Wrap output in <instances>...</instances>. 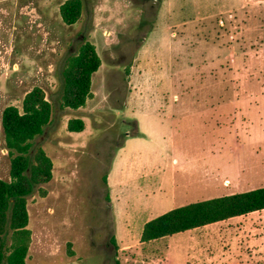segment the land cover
<instances>
[{
  "label": "rangeland",
  "instance_id": "374dc122",
  "mask_svg": "<svg viewBox=\"0 0 264 264\" xmlns=\"http://www.w3.org/2000/svg\"><path fill=\"white\" fill-rule=\"evenodd\" d=\"M64 1L0 0V120L34 87L52 106L29 154L52 178L27 198L26 264H264V211L140 239L169 210L264 187V0H82L72 26ZM86 42L92 97L64 109ZM9 165L0 124L4 181Z\"/></svg>",
  "mask_w": 264,
  "mask_h": 264
},
{
  "label": "trees",
  "instance_id": "16d2710c",
  "mask_svg": "<svg viewBox=\"0 0 264 264\" xmlns=\"http://www.w3.org/2000/svg\"><path fill=\"white\" fill-rule=\"evenodd\" d=\"M83 9L82 0H66L58 9L66 26L78 22ZM94 45L82 44L76 55L68 58L62 70L61 107L76 111L92 97V75L100 67ZM52 106L44 92L34 87L27 92L21 108L9 105L2 110L1 128L4 145L10 159L9 181L0 179V264H26L31 232L27 198L36 187L52 178V162L41 148L29 154L32 141L49 124ZM68 132H82L84 122L73 118L67 122ZM41 197L46 192L38 188ZM264 210V187L191 203L159 215L146 222L141 242L183 233Z\"/></svg>",
  "mask_w": 264,
  "mask_h": 264
},
{
  "label": "crops",
  "instance_id": "0c3cea01",
  "mask_svg": "<svg viewBox=\"0 0 264 264\" xmlns=\"http://www.w3.org/2000/svg\"><path fill=\"white\" fill-rule=\"evenodd\" d=\"M262 211H264V210H262ZM253 213H257V212H253ZM251 214V213H250ZM241 217V216H240ZM237 218V217H236ZM218 223H220V222H218ZM216 224V223H215ZM212 225V224H211Z\"/></svg>",
  "mask_w": 264,
  "mask_h": 264
}]
</instances>
